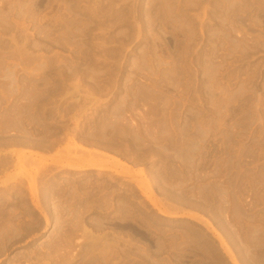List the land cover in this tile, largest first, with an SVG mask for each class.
Masks as SVG:
<instances>
[{
	"label": "rangeland",
	"instance_id": "rangeland-1",
	"mask_svg": "<svg viewBox=\"0 0 264 264\" xmlns=\"http://www.w3.org/2000/svg\"><path fill=\"white\" fill-rule=\"evenodd\" d=\"M0 264H264V0H0Z\"/></svg>",
	"mask_w": 264,
	"mask_h": 264
},
{
	"label": "bare ground",
	"instance_id": "bare-ground-1",
	"mask_svg": "<svg viewBox=\"0 0 264 264\" xmlns=\"http://www.w3.org/2000/svg\"><path fill=\"white\" fill-rule=\"evenodd\" d=\"M71 141L75 144V146H76V148H77L78 150H82V149H84V148H83V147H82V146L76 141V139H72ZM71 141H70V142H71ZM73 146H74V145H73ZM87 154H89V153H87ZM86 166L92 167L94 170H97V171H99V172H103V171H105V169H104L102 166H95L93 163H88ZM143 194L147 196V193L144 192V191H143ZM152 204H154V205L156 206V203H155V202H152ZM160 213H161V215H163V216H167V217H176V216H177L176 214H168V213H166L165 211H160Z\"/></svg>",
	"mask_w": 264,
	"mask_h": 264
}]
</instances>
